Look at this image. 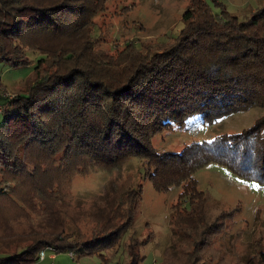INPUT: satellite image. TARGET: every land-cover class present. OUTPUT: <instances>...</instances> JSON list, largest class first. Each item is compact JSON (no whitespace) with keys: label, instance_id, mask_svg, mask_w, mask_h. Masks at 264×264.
<instances>
[{"label":"trees","instance_id":"1","mask_svg":"<svg viewBox=\"0 0 264 264\" xmlns=\"http://www.w3.org/2000/svg\"><path fill=\"white\" fill-rule=\"evenodd\" d=\"M102 1L0 0V59L20 66L28 64L27 49L43 55L29 88L1 104L0 264H34L48 246L112 264L111 252L142 203V185L119 180L130 158L139 160L158 193L182 189L172 225L186 237L206 220L208 197L199 190L198 170L218 163L264 185V115L180 152L152 145L155 134L193 116L213 124L264 108V7L240 21L221 3L216 11L209 0H187L185 25L173 41L133 42L111 56L88 38ZM92 170L112 174L109 200L100 209L77 208L68 203L71 183ZM47 174L56 176L50 182ZM80 223L92 227L89 237L67 232ZM145 242L133 240L128 261L118 264H144ZM257 243L255 254L238 253L228 264H264ZM196 261L191 264H202Z\"/></svg>","mask_w":264,"mask_h":264},{"label":"rangeland","instance_id":"2","mask_svg":"<svg viewBox=\"0 0 264 264\" xmlns=\"http://www.w3.org/2000/svg\"><path fill=\"white\" fill-rule=\"evenodd\" d=\"M216 11L217 3L236 15L240 21L247 20L256 9L264 7V0H209ZM188 9L187 0H103L92 17L88 38L95 50H105L118 56L133 42L163 43L173 41L183 29V15ZM56 45L53 41H41ZM28 64L15 66L0 59V109L7 98L13 99L21 90H27L36 79L35 65L43 57L39 51L27 49ZM0 111V112H1ZM264 115L263 107H253L221 118L213 124L203 123L199 116L187 119L182 125L174 124L152 137V145L158 151L180 152L192 143H202L222 133H234L253 125ZM4 116L0 113V124ZM63 154L56 158L57 163ZM138 159H129L122 171L120 181L129 177L136 187L142 185V203L135 222L127 230L120 244L111 254L112 264L128 261V245L133 240L146 242L141 249L144 264H228L236 260L238 253L244 258L256 253L257 241L264 247V185L242 179L227 166L210 163L195 174L199 190L208 197L205 223L189 230L188 237L177 233L172 225L181 188L169 193H158L152 182L145 179ZM117 174V173H116ZM50 181L56 174L43 175ZM42 180V179H41ZM112 174L92 170L87 175L77 174L70 187L68 203L77 208L95 204L102 208L109 200ZM51 182V181H50ZM211 226L215 229L211 230ZM91 226L80 223L69 225L67 232L75 236L91 234ZM203 243V244H202ZM259 243V244H260ZM197 252L191 254L195 245ZM202 245V246H201ZM19 249V248H18ZM55 256V259L50 256ZM46 259L34 264H104L98 255L72 258L67 252H46ZM206 261L203 263V259ZM215 258V262H213Z\"/></svg>","mask_w":264,"mask_h":264},{"label":"built area","instance_id":"3","mask_svg":"<svg viewBox=\"0 0 264 264\" xmlns=\"http://www.w3.org/2000/svg\"><path fill=\"white\" fill-rule=\"evenodd\" d=\"M0 111H1V109H0ZM47 251L56 252V250L53 247L48 246L47 248H45L43 251L40 252L39 257L41 260H44L46 258V252ZM70 256L72 258L75 257L73 253H70ZM52 259H55V256H52Z\"/></svg>","mask_w":264,"mask_h":264},{"label":"crops","instance_id":"4","mask_svg":"<svg viewBox=\"0 0 264 264\" xmlns=\"http://www.w3.org/2000/svg\"><path fill=\"white\" fill-rule=\"evenodd\" d=\"M49 252H51V251H49ZM52 253V252H51ZM47 257V256H46ZM52 257V255L50 256V258ZM56 258V257H55ZM46 259V258H45Z\"/></svg>","mask_w":264,"mask_h":264}]
</instances>
